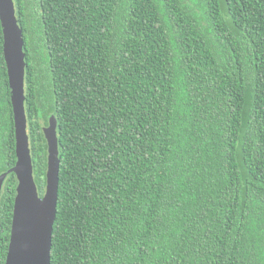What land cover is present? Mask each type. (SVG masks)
Here are the masks:
<instances>
[{"label":"trees","instance_id":"1","mask_svg":"<svg viewBox=\"0 0 264 264\" xmlns=\"http://www.w3.org/2000/svg\"><path fill=\"white\" fill-rule=\"evenodd\" d=\"M14 3L41 197L58 122L51 264H264V0ZM16 162L0 21V175Z\"/></svg>","mask_w":264,"mask_h":264},{"label":"water","instance_id":"2","mask_svg":"<svg viewBox=\"0 0 264 264\" xmlns=\"http://www.w3.org/2000/svg\"><path fill=\"white\" fill-rule=\"evenodd\" d=\"M4 58L8 71L16 136V165L0 175V200L7 177L18 181L6 264H51L54 225L59 201L60 151L58 122L51 116L43 133L48 145L46 190L40 196L34 179L26 115V54L14 0H0Z\"/></svg>","mask_w":264,"mask_h":264},{"label":"flooded vegetation","instance_id":"3","mask_svg":"<svg viewBox=\"0 0 264 264\" xmlns=\"http://www.w3.org/2000/svg\"><path fill=\"white\" fill-rule=\"evenodd\" d=\"M4 188V187H3Z\"/></svg>","mask_w":264,"mask_h":264}]
</instances>
